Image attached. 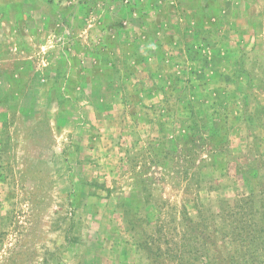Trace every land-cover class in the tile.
<instances>
[{"label":"rangeland","instance_id":"rangeland-1","mask_svg":"<svg viewBox=\"0 0 264 264\" xmlns=\"http://www.w3.org/2000/svg\"><path fill=\"white\" fill-rule=\"evenodd\" d=\"M261 190L264 0H0V264H177Z\"/></svg>","mask_w":264,"mask_h":264},{"label":"trees","instance_id":"trees-1","mask_svg":"<svg viewBox=\"0 0 264 264\" xmlns=\"http://www.w3.org/2000/svg\"><path fill=\"white\" fill-rule=\"evenodd\" d=\"M259 193L258 197L251 191L233 199H221L218 214L221 226L214 229L221 237L220 244L206 232L208 224L204 216L199 221L187 216H182L180 221L174 218L168 254H173L177 264H220L216 261L264 264V190ZM208 246H212L215 252L209 253ZM157 251L161 252L159 246ZM193 254H198L195 259L200 257L202 260H193Z\"/></svg>","mask_w":264,"mask_h":264}]
</instances>
